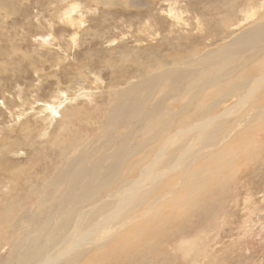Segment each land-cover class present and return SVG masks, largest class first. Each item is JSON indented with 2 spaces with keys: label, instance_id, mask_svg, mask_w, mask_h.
Masks as SVG:
<instances>
[{
  "label": "rangeland",
  "instance_id": "374dc122",
  "mask_svg": "<svg viewBox=\"0 0 264 264\" xmlns=\"http://www.w3.org/2000/svg\"><path fill=\"white\" fill-rule=\"evenodd\" d=\"M108 1L0 0V205L17 196L21 204L15 210L21 206L25 209V213L19 211L23 216L16 224H13L14 221L10 225L5 222L6 228L2 227L3 223L0 225V233L7 232L4 233L7 235L4 240L0 241V264H5L11 255L16 256L15 246L18 243L22 246L28 244L35 230L38 227L42 229L46 221L44 216L53 213L60 203L61 191L74 185L71 180L76 163L69 164V160L78 159L82 167L85 166L83 175L93 177L97 173L91 170L99 165L101 154H105L109 147L110 153L113 143L120 136L132 137L136 120L128 115L108 119L111 106L118 98L117 93H125L137 84L142 87L145 81L151 79L153 71L159 74L157 72L172 67L161 59L181 53L184 47H193L191 50L200 47L203 51L221 49L233 38L249 31L251 28L247 27L259 21L264 10L261 1V12L254 17L255 22L251 17L244 23L240 22L242 25L236 19L243 16L241 1L245 3V0H239L237 10L234 8L231 15L216 12L218 5L229 8L230 0L200 4L209 9L213 6L211 10L214 14L210 12L205 16L190 8V14L186 10V13H181L186 3L191 5L195 0H110L114 4L107 6ZM172 8L175 13L170 17ZM139 12L145 16H137ZM196 39L199 41L195 42ZM248 52L250 54L241 57L243 66L245 71L255 68L256 72L250 74L257 77L264 65L259 68L256 57L264 58V55L255 48ZM234 60H238L236 65L242 64L238 58ZM157 67L161 69L157 70ZM123 71L131 73L127 75L130 76L129 81L121 78ZM213 71L211 69V73ZM228 84H224L223 90ZM177 92L167 95L164 105L166 109H172V114L178 113L174 119L178 126L182 122L187 126L192 124V120L204 111L213 117L231 110L232 116L230 120H224L225 125L218 128L215 134L212 132L213 135L207 133L209 142L216 138L220 142L215 148L203 150L201 159H198V154L192 163L196 169L201 162L207 166V161L216 160V175L209 179L213 180L210 188H214L215 194L203 201L206 202L204 205L199 201L201 206L198 201L195 203L196 200L180 203L179 214L177 208L165 207L168 195L161 197L157 207L163 205L161 214L167 215L166 226H158V231L156 229L153 237L147 239L149 243L146 245H139L131 253L133 248L129 247L130 256L124 258L121 254L126 246L121 238L130 235L134 228H141L148 212L147 204L139 205L137 201L139 192L132 204L123 207L122 214L113 223L98 231L87 245L72 252L71 257L78 255V259L71 264H84L95 252L110 249L119 255L118 264H264V119L257 120L264 113V83L257 88L255 98L250 101L253 103V107L249 105L251 110L249 107L234 109L239 96L224 99L221 98L224 92L214 96L212 91V95L198 98H181L183 95ZM158 97L154 96L153 101ZM156 114L160 116H155L159 120L170 117L162 112ZM247 117L249 120L242 123ZM236 121L241 124L240 127L231 126ZM229 131L230 136H227ZM143 136L149 138L150 133ZM145 138L140 137L134 143L141 144ZM73 140H77L75 148L71 146L69 149L67 146ZM205 140L204 136L198 144L205 143ZM170 153L167 152V155ZM131 161L124 165V178L107 187L90 208H96L106 200L121 183L120 180L124 183L137 178L136 167L126 173ZM66 163L70 167H66ZM67 169L72 173L68 178L70 182L65 175ZM168 174L158 181L161 185L157 182L145 185L148 188L145 194L149 195L146 196V203L164 191H172L171 186L177 180L171 177L177 176L178 172L174 170ZM26 184H29V189ZM22 186L25 188L22 189ZM164 188L166 190L163 191ZM43 199L45 205L40 203ZM112 207L109 205L96 216H104ZM64 223L65 220H61L58 227ZM75 227L74 222L72 229ZM29 231H32L31 234ZM137 235L134 237L142 234ZM133 244L139 242L130 245ZM68 257L65 256L59 264H68ZM113 261L116 262L114 255H108L104 264H113Z\"/></svg>",
  "mask_w": 264,
  "mask_h": 264
},
{
  "label": "bare ground",
  "instance_id": "6f19581e",
  "mask_svg": "<svg viewBox=\"0 0 264 264\" xmlns=\"http://www.w3.org/2000/svg\"><path fill=\"white\" fill-rule=\"evenodd\" d=\"M261 1H263L264 3V0H245V3L241 1V6L243 8L241 9L240 12L242 13L243 16L242 18L236 19V22L242 24L240 22L248 20V18L250 19L251 17L254 20L252 22H255L254 17H256V14L261 12V10H259V7L261 6ZM214 2L215 0H206L205 2L203 0H195L194 3L191 5L190 2L186 3V5L182 8L183 11L182 10L180 11L182 14L186 13L184 12L185 10L188 13L189 12L191 13L192 11L190 9H193L196 13H198L201 16H205L207 13L209 14L210 12H211L210 14H214V12L211 10L213 6L211 9H209L208 6L207 7L200 6V4L202 5H204V3L212 4ZM238 3L239 0H230L228 6L229 8H225L223 4L218 5L219 10H217L216 12L226 15H231L233 14L232 12L234 8L237 10ZM113 4H114L113 1L109 0L107 2V6H111ZM255 6L257 7L255 8ZM150 8L152 7L150 6ZM171 11L172 13L170 14V17L174 16L175 13L173 11V8L171 9ZM261 13L262 14L260 18H258L259 21L256 20V22L251 27H247V28H251L249 29V31L241 33L235 39L233 38V40L221 46V49L219 50L210 49L209 51H203L201 50L200 47L198 48V46H196L198 49L204 52V54H200L198 49L191 50L193 47L191 49L184 47L181 53H174L169 58L161 59L164 60V64L169 66L171 65L172 67L167 68L165 71L157 72L159 74H155V72L153 71V75L151 79H149L147 82L145 81L142 87L137 84L134 87L129 88V90L126 91L125 93L122 94L117 93L118 98L115 104L111 106L112 108L110 107L111 110L108 113V119H113L112 117L114 116L115 118H120L123 115H128L131 117L132 120L133 119L136 120L137 121V122L135 121L136 129L133 131L132 137L129 135L120 136L121 138H118L113 143L114 148L113 150L111 149L112 151L110 153L108 152L110 147L106 150L105 154L103 152H102L103 154L100 153L101 159L99 160V165H96L95 168L91 170L92 172L96 171L97 173L96 175L94 174L93 177L91 175L88 178L83 175V173L85 172L84 170L85 166L82 167V163L81 162L79 163L78 159L69 160L68 162L69 164L76 163V165H74L75 168L73 169V174L70 173V170H68L69 168L65 171L66 173L64 171L63 172L65 173V175L67 174L66 179L69 178L70 176L69 174H72L73 176L72 180L71 179L68 180L69 182L71 180L74 185L72 187L67 186L64 188L63 191H61V194L59 195L61 201L57 205L53 213L44 216V219L46 221L44 222L42 229H39L38 227L35 230L34 232L35 235L33 236L32 239L29 240L27 245L25 244L22 246V243H18L17 245L15 244L16 256L12 257L11 255V257L8 258V261L7 262L5 261L6 262L5 264H59L60 260H62L67 255H69V257L66 263L71 264L72 261L78 259V255L71 257L72 252L87 245L91 241L92 237L98 231L105 230L109 224L113 223L116 220V217L122 214L123 207H128L129 204H132V200L139 192L141 194L139 193L140 195L138 196L139 199L137 201L140 202L139 205L147 204L148 212L145 213L144 222L142 225H140L142 229L136 227L130 232V235H125L123 238H121V241L124 242L126 246V248L121 254V256L124 258H128V255L130 256L128 252L129 247L133 248L130 251L131 253L139 245H146L147 243H149L147 239L153 237V235L158 231L157 229L158 226L159 227L166 226L165 222L167 219V215L161 214L163 212L161 208L163 205L157 207V204L160 202L161 197H165V195H168L167 197V199H169V201L167 202L168 206L166 204L165 207H168L170 209L177 208L176 209L178 210L177 214L181 212V209H179L178 206H181L180 203L182 202L185 203L190 200L191 202L192 200L193 201L196 200L195 203H197L198 201V205L200 204L199 201L202 202V204L204 205L206 202L203 201L208 200L207 198H209L212 194H215L213 192L214 188L212 187L210 188V186H212L211 182H213V180L212 181L210 180L216 175L217 162L216 160L207 161L206 163L207 166H205V164L201 162V164H199V166L196 169L195 167L192 166V163L197 159L198 154H199L198 159L199 160L201 159L202 156L201 152L203 150L215 148L216 145L220 142V141H216L218 140L217 138L209 142L207 140V133L213 135L216 133V130L218 128H221L223 124L225 125L226 122H224V120L226 119L230 120V117L232 116L231 110L223 111L220 115L213 117L209 116L208 114H206V111H204L201 115L195 117L192 120L194 121L192 124L187 126V123L184 124L185 122H182V124L178 126L177 122H174V119L175 117H177L178 113L172 114L173 113V111H171L172 109L171 110L166 109L164 105L165 97L173 93L174 91H178L177 93L180 92V94L183 95L181 98L190 97V96H193V98H198L200 96L207 94L212 95V91L215 96L219 91L223 90V87L225 86L224 84L229 83L226 86V89L222 91L225 94L221 98L225 99L228 97L239 96V100L235 105L234 109L249 107L248 109L251 110L252 109L251 107H253V103H251L250 101L253 98H255L257 88L262 83H264V77H262L264 75V68H263L264 66L262 67V65H264V58L256 57L257 61H259L258 62L259 64L257 66L259 68H263L262 71H259L258 76L256 77L255 75L253 76L250 74V72H256L254 71L256 70L255 68L253 69L251 68V71H245V67L243 66L241 57H244V55L246 54H250L248 51L249 50L253 51L254 48L257 50L258 49L261 50L260 54L264 55V10ZM182 14L180 15L182 16ZM137 16L142 18L143 16H145V14L140 13ZM151 17H153V15ZM246 23L247 22H245V24ZM196 41L199 40L196 39L195 42ZM235 47H239V48L234 49ZM246 50L247 52H245ZM238 54H240L241 56L240 55L238 56ZM236 58H238L242 63V64L238 63L240 66L236 65V62L238 61V60L237 61L234 60ZM158 62L160 63V60ZM199 67L201 68L199 69ZM160 69L161 68L157 67V70ZM211 69L214 70L212 73H211ZM134 70L132 69V71ZM146 72L148 73V71ZM150 73L151 72H149V74ZM127 75H131V73L124 72L121 78H126V80L129 81L130 76ZM141 76L143 75L141 74ZM124 83L127 82L125 81ZM219 84H222L221 85L222 87H217L219 86ZM142 89L145 90V93L143 92ZM222 92H219L220 95H222L221 94ZM185 94L186 95L189 94V95L184 96ZM156 95H158L159 97L156 100L154 99L155 101H153V98ZM209 97L207 96V98ZM172 98H174V96ZM152 101H153V105L151 106ZM166 104L168 103L166 102ZM213 104H214L213 106H215L216 102H214ZM250 104L251 107L249 106ZM162 106H164L163 109ZM156 112H162L164 116L169 114L170 117L166 116L159 120L157 119V117H155L158 116ZM236 113L238 114V112ZM158 117L160 118V116ZM75 118L77 119V117ZM258 118L259 119L257 120L264 119V113H261L258 116ZM247 120H249L248 117L244 118L241 122L246 123ZM114 122H116V120L113 121V123ZM236 122L235 124H231V126L234 127V125H236V127H240L241 124L240 123L238 124V122L237 123ZM231 131H229V133H226L227 136H230ZM149 133H150L149 138H145L143 136L144 134L149 135ZM204 136L206 137L205 143L198 144ZM140 137L145 138V141L137 145L136 142L134 143V141H136ZM76 143L77 140L76 142L73 140V142L67 147L69 149L71 146L75 148ZM71 150L68 152H71ZM167 152H171V153L167 155ZM139 155L142 156L140 157ZM206 159L208 160V158ZM128 161H131V163L130 165H128L129 169L126 170V173L128 174L132 172L134 167H136L138 169V174L136 176L137 178L133 181H125L124 183H122V181L120 180L121 183L117 185L116 190L112 194L110 195L108 194L109 197H107L106 200L101 201L100 202L101 204L98 207L90 208V205L95 204L99 200L98 199L100 197L99 195L107 187L112 186L120 178L122 179L124 178L123 177V175H125L123 174L125 172L124 165ZM69 164L67 165L66 163V167H70ZM227 164L229 163L227 162ZM71 167H73V165ZM174 170L175 171L177 170L178 177L177 176L171 177V179L177 180L171 186L172 191H168V190H167L168 192L164 191L166 190V188H164L163 189L164 193L162 195L158 196L157 198L155 197L151 198V200L148 201V203H146V196L148 197L149 195L145 194L146 189H148L147 187H145V185H152L155 182L161 185L160 182L158 183V181L164 178V176H166V173L167 174L171 173ZM63 175L64 174H62V176ZM32 180L30 179L29 181ZM28 185L29 184H26L25 186L28 188ZM21 188L24 189L23 186ZM27 192L25 194L28 195L29 192L28 193ZM149 192H151V189ZM25 194L23 197H25ZM14 197L15 199H11V200L8 199L9 201L7 200V202H4L2 205H0V209H1L0 225L1 223H3L2 227L4 228L7 227V226L5 227V224L7 225V223H9L10 225L11 221H14L13 224H16L17 222L22 220L21 217L23 215L19 211L24 212L25 209L23 206H21L19 207L20 208L19 210H15V207L19 206L21 204L20 203L21 201L20 202L17 201L20 199L17 196ZM40 203H44L45 205L44 199ZM202 204H200V206ZM109 205H113V207L108 213H106L104 216L101 215L98 217L96 216L99 213V211H103ZM173 212L176 213L177 211H173ZM19 214L20 216L18 217ZM61 220H65V223L62 226L58 227V223ZM74 222L76 223V227L72 229ZM54 223L56 226L54 225ZM9 227L10 226H8V229ZM156 229L157 231L155 232ZM3 232L7 234V232L5 231ZM31 232L32 231H29V234H31ZM4 233L2 232L0 233L1 242L4 236H7ZM139 233H141L142 235H139V237H134ZM138 242L139 244L130 245L132 243H138ZM108 255H114V257L116 258V262L113 261L115 262L113 264H118L117 260L119 258V255L114 253V249L97 251L94 254H92V257L88 260V262H85L84 264H104L105 262L107 263Z\"/></svg>",
  "mask_w": 264,
  "mask_h": 264
}]
</instances>
